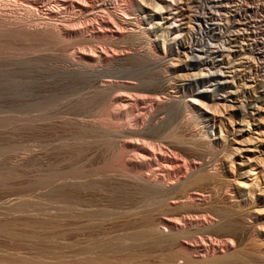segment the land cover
<instances>
[{
    "label": "rangeland",
    "instance_id": "obj_1",
    "mask_svg": "<svg viewBox=\"0 0 264 264\" xmlns=\"http://www.w3.org/2000/svg\"><path fill=\"white\" fill-rule=\"evenodd\" d=\"M11 1L16 2L15 5L17 8L20 7L21 9H24V5L26 7L28 6L25 3H20L19 1L18 3L17 0ZM38 1L40 3L43 2L42 6L44 8L43 11H40V14H44V16L45 14H49L51 9V11L54 10L55 12H58L59 9L57 10V8H62L60 15H57L59 19L55 18L56 15H48V18L58 19L57 22L61 21V24H64V21H69V18L63 19V16L70 15L68 17H72V20H79L84 22L85 24H93L96 28H99L101 32L105 31L104 33L107 35H110L109 32H114L112 30L117 29V31L122 32H119V34H121L122 36H125L128 33H135V35L137 36L138 28L136 26L134 27V25H127V20L129 22L133 21L134 14L130 13L129 10L131 5H141L142 2L141 6L143 7V9L147 10V12L149 11L150 13L151 9L152 11H154L153 7L156 6V4L161 0H144V4L143 0L141 2L139 0H119L116 5L114 4L116 11L119 13H123L124 15L126 14L125 17H127H122L123 20L120 19L119 22L117 20L114 21L113 19L106 18V16H108L107 9L105 13L104 7H102V5L100 4L101 0H78V2H74V6L69 2V0H52L53 2L51 0V2L47 0ZM79 1H83V4ZM102 1V3H104V1L107 2V0ZM217 1L215 2V0H172V8L170 9L171 14L169 13V15L173 16L174 18L172 17V20L169 21L175 20L174 25L176 27L174 29L180 27V29L182 30L181 31L179 29L180 32H178L180 36L182 34V36H179V39H177L178 48H174L173 45L171 46L169 44L162 49L160 47L162 38H159V36L157 37L156 33L151 32L148 34V37L150 38L146 37V40L145 38L141 40H136L138 41V43H136L135 41L136 37L132 36L131 38L124 39L123 41H118L119 44L115 46H108L102 42L95 44L91 47L90 45L87 46V44L74 43L73 45H70V48L68 47L66 51L59 50L60 46L58 48V46L52 45V48L51 45H49L48 47V44H42L41 42L28 41L27 39L26 41L22 37H9L6 35H0V264H118V262L119 264H167L171 261L177 264H184L185 257L183 258L184 255L181 252V250L183 251V249H181L182 245H190L193 249H195V252L198 251L200 253H194V251L192 252L193 254L191 253L193 256H189L191 257L189 259L190 264H264V214L262 212L264 209V0ZM77 3L79 5L81 3L82 9L77 7ZM258 5L260 6L259 11H255V7ZM31 8L34 9L32 6ZM74 8L77 11L73 10ZM63 9H67V11H64ZM19 12L23 15L25 14V16L31 15V13H29L30 15H28V13H24V11ZM89 12H91V15L89 14ZM83 13L87 16H84ZM73 14L75 17L79 14L80 17L77 16V18H75ZM162 15H165L161 16L163 17V20L169 18V15L167 13H164ZM102 21H105V23H102ZM124 21L126 22V24ZM214 21H217L220 25L222 24V31L221 29L215 30L214 26L212 25L215 23ZM75 25L76 23L74 22V25H72V27L75 28ZM99 26H101V28ZM68 28L70 29V26H68ZM109 28L111 29L109 30ZM121 28L123 30L125 29L124 34ZM233 30L236 33L233 32ZM169 31L171 30L168 29L165 31V33ZM218 31L223 35H221L222 37L220 36V33ZM239 36L241 37V39ZM156 37L160 39V41H157ZM229 41H231V44L229 43ZM139 44L142 46H138ZM150 45H153L154 48H156L155 51L157 59L159 58L158 61L161 60L159 62L158 68H153L152 66H149V64L145 63V61H139L138 59H136L127 62V66L124 70L125 73H127L129 76H133L142 80L144 84L146 83L147 85L145 88H147V86L150 87L156 82H158V75L159 79H167V81L171 79V86L166 90V94L167 92L168 94L162 95V97L160 95L161 100H164L165 97L169 98V96L173 95L181 96L183 93H185V91H183V87L185 90L186 87L190 88L191 86H194L193 84L184 86L181 84V81H183L182 77L185 74L192 75L198 72V70L195 69L194 64L196 61L195 58L199 56L203 58L208 56L207 58L215 61V63H218V65H220L219 67H221L220 70L222 72V76L221 79H219V82L220 84H222L217 87L218 93L221 95H225V92L227 91L237 90V95H234L233 93V95L227 97L229 102L218 100L208 101L207 99H202L198 97H186L187 101L190 98L197 99V101L199 100V102L202 101V103H204L205 105L207 104L206 106L204 105V107H208V109H204L203 106L197 104L194 106L197 108L194 110V113L188 115L187 111L186 115H183V117L181 118H177L176 116L174 117L172 115H167L165 112L159 115L158 118L161 117L160 119L167 122V129L173 131L172 133L174 135L177 134V137L180 136V139L183 138L186 142L190 143H195L196 139H199L198 141H196V150L198 148H201V152L198 151L199 149L197 151L199 154L202 153V155H199L197 151H193V153H190L189 158L195 163H202V169L205 172L209 174L216 173V175L214 174L216 176L215 180H213L210 184L206 186L189 188V193L193 190H196L198 194L200 193L202 195L201 196L199 194L198 197L201 201H199L197 197H195V199L197 200L193 199L194 201H196V203L193 201V205L190 208H181V206L178 210L173 211L169 210L170 208H167L165 210V207H168L165 204H162L164 207H161L159 203H156V205L154 204L155 207L158 205L161 207H156L157 209L159 208L158 210H162L163 208L162 214H157L153 216L152 220H134L129 222L128 226L125 227L127 230L124 229V234H122L121 236V240L124 239L123 241L125 242H121L120 244H118L113 249V251L112 249L107 251V248L105 247L104 249L100 247V250V248L95 245L105 240V238L107 237V226H105L102 230L95 229L96 231H92L85 229L82 223H79L81 220H75L73 218L70 219L69 216L65 217V214L64 216L62 215V217L60 216L61 219L55 218L49 221L43 218L41 215H39L41 217L38 216V212H40L39 209L41 205H38L37 201H39V203H44L43 205H46L49 202H55V200H58L59 197V200L63 199L60 201L67 200L64 201L66 203L71 201L75 202L77 201V199L80 198L82 193L80 194L79 192H82V189L78 186L68 185L66 183L64 185H59L60 187L62 186L61 188H59L58 185H54V187H52V185L50 186L49 184H51L50 181L52 180V175H55L56 177V174L58 175L60 172L66 173L67 170L71 171L72 168L75 167L76 163L79 162L78 160L82 157L83 153H81V155H79L80 153L75 154L76 152H67L68 154L55 153L54 155L53 153H44V155H42V153H36L37 156L34 155V153V157L33 155L31 156V153L28 151L31 149L30 146L32 143H39L37 140L41 142L44 141V138H47V141L48 138L49 140H54L57 138L55 133H57L58 136H61L65 135L66 133L68 134L69 132V134H71V132L72 134H77L78 132L77 129L72 125H68L69 127L67 126V129L65 127L66 124L60 123V120H57V122L59 123L53 120L56 124L54 125V122L52 120H47L48 122L46 120L43 122H37L38 120L35 118H37V114L38 116L40 114H43V112H45L46 114H52L55 110L59 108L77 104L78 102H80V99L90 90V87L87 86V84L68 76L65 70L66 67H64L66 66L63 60L64 53H67L64 56H79L81 55V52L85 55H88L91 53L93 54L94 51H97L101 52L103 55L107 53L108 55H106L110 57L114 55H120L124 52L132 53V51H141L143 49H146ZM223 45H225L226 48ZM36 49L38 50L36 51ZM224 49H228L226 50L227 52L224 51ZM32 50L35 51V53ZM219 50L224 52H221ZM39 52L40 56H37ZM51 52H56L58 54L55 53L54 56ZM164 56L165 58H163ZM59 57L62 58L60 59ZM185 57L187 59H191V65L187 68L186 71H181V63L184 61L183 59H186ZM56 63L59 67L56 65ZM203 67H205V69ZM200 68H203L201 70L202 72L209 71L207 69L208 66H201ZM164 70H166L168 73H166V71ZM210 71H213V69H210ZM185 77H187V79ZM185 77L184 81H186V83L189 80H192L193 78H189V75H185ZM231 81L232 83H230ZM87 89L89 90L87 91ZM120 92L122 94H125L122 91H118L117 93L120 95ZM126 94L132 95L136 93L129 92V94ZM31 95L34 96L33 101H31L33 104L29 102ZM69 99L71 101H69ZM92 104L93 103H89L84 107L86 115H91L93 113L94 105ZM188 104L190 105V103ZM116 106H113L114 110L124 109V107L119 104L117 105V103ZM258 106L261 109H259ZM205 110L207 113L205 112ZM252 112L255 114H253ZM199 114L202 115V118L199 117ZM31 116L34 117L32 118ZM30 118L34 119L35 121V123L32 121L33 125H31L32 122L30 123ZM49 121L53 124L49 123ZM124 121L126 120H123V122ZM69 129L71 131H69ZM64 131L66 132L64 133ZM212 132L216 133V139L209 141L213 138V136L211 135ZM31 138L37 140L31 142V140H33ZM151 139L149 140V138H141L140 140V138H137L133 139L132 141L129 140V142H135L136 140V142L132 144L135 145L138 143L137 145L146 146L147 143L151 141ZM243 139L244 141H242ZM248 139L251 140L252 145L250 144V142H248ZM154 141L155 143H160V145H162L165 151L167 150V155L175 154L174 150L169 147L166 144V141L162 138L158 137ZM235 141H237L238 143ZM202 142H204V144H202ZM200 143L202 147H199ZM245 143L247 144V146L245 145ZM146 147L148 148V146ZM233 147H237V152ZM128 150L130 153H128L129 155L134 154L133 152L131 153L132 148H129ZM241 150L244 152H242ZM231 153H238L236 162L237 164L244 163L245 165H248L243 169L242 167H239L237 165V176L234 181L230 178H226L223 173V166L226 161L224 160V158L226 159V157H228L227 159H229ZM246 153H248L249 156H246ZM87 154L88 153L84 154L86 156L83 157H91L93 155L90 153L89 154L91 156ZM68 155L70 156V158ZM78 155L79 158H77ZM26 156L29 158H27ZM99 156L98 158L97 156H94L95 158L92 159V161L96 160V158L98 159L94 161L96 166L94 164L93 165L95 167H99L97 166V161H101L100 163H102V158H100L101 156ZM60 157L64 160H59ZM243 158L245 161L243 160ZM252 158L254 159L248 161ZM28 160L30 161V163L28 162ZM56 160L59 161L60 164L59 162H56ZM184 160H186V158L180 160L179 165L181 167L184 166ZM48 161H50V164L48 163ZM73 161H76L74 162L75 165L73 164ZM55 162L59 166H62L61 162H64L65 164H67V162L71 164L72 162V165L70 166L67 164L69 166L67 167V169L65 168L66 166H64V164L62 166V168H64L63 171V169L60 168L61 166H57ZM157 163H160V165H158ZM157 163L156 164L159 167L162 165L163 167L165 166L164 168L170 167L169 169L171 170H168V168L167 170L170 172L172 171V167L166 162L164 163L159 161ZM54 165L55 169L53 168ZM86 165L87 164H85L84 166ZM49 166L53 169L49 168ZM85 168H87V166ZM215 168L218 170L217 172L216 170H213ZM250 169H252L253 171L252 174H255L253 176L251 175L252 181H248L246 183L243 179H241L240 174L243 171H248ZM48 170L52 171L53 173L49 172ZM191 170L193 169H190L188 171L189 174L191 173ZM55 171L60 172L56 173ZM217 174L219 175V180L217 178ZM253 177H256L254 178L256 180H254ZM242 182L248 184L249 189H244L243 187H241L239 183ZM49 189L53 190L49 192ZM62 192L65 193V195L63 194L64 196L62 195ZM240 192L242 193V196ZM245 192L248 193L245 194ZM126 194L127 193L125 192H117L113 196L114 199L118 198L121 200L122 197H127L128 194ZM39 196L41 198H39ZM28 198H32L33 200H35V205L39 206V209L37 210L38 214L35 213L37 214V217L34 214L31 215V213H29L30 202ZM150 198L151 197H149L148 195L140 196V199H149L148 201L152 200V198ZM227 198H233L234 200L238 201V206L233 208L231 205L226 203L225 199ZM182 199L184 200L186 198ZM186 204L191 203L186 202ZM62 205H64V203ZM160 216L170 220L175 225H180L184 227L183 232L180 234L178 233V235L174 231L170 233L168 229L163 228L166 234L169 233L167 238L168 240H170L166 241L167 238L157 237L159 239V241H157L158 239L156 238V236L154 234L151 235V233L147 231V228H155V224L158 223L157 218ZM182 216L189 217L190 221L184 222L182 220ZM160 239L164 240L162 241ZM65 242H69L70 244L68 243L67 245H64ZM227 242H230L232 244V250H235L238 254L235 251L228 253V251H224L223 249L225 253V255L224 253L223 255L225 257L212 260L213 253L211 251H209L208 253H205L203 251L204 246H209V250H211L212 245L218 244L217 246H224L227 244ZM122 243H124V245ZM125 244L127 245L125 246ZM199 244L200 251L198 249L196 250V245ZM85 245L87 246V248ZM127 246L129 249L126 248ZM132 248H134V250ZM234 253L237 254V257L231 258L230 256ZM173 254H175V256ZM194 254L196 256H194ZM204 254L205 256H203ZM179 256H181V258H179ZM179 259H181V261ZM191 260L193 261L192 263ZM212 261L215 262L213 263Z\"/></svg>",
    "mask_w": 264,
    "mask_h": 264
},
{
    "label": "bare ground",
    "instance_id": "obj_2",
    "mask_svg": "<svg viewBox=\"0 0 264 264\" xmlns=\"http://www.w3.org/2000/svg\"><path fill=\"white\" fill-rule=\"evenodd\" d=\"M13 1H16V0H13ZM18 1L20 3L21 2L25 3L28 6L26 7L24 5V7H23L24 9H21L19 7L20 5L18 6L19 8L16 7V5H15L16 2H12L11 0H0V35H6L9 37H22L25 40L27 39L28 41H34V42L37 41V42H41L42 44L43 43L48 44V47H49V45H51V47H52V45H55V46H58V48L60 46L59 50L66 51L68 49V47L70 45H73L74 43L87 44V46L90 45V47H91V46H94L95 44H98L101 42L105 43L108 46H115V45L119 44L118 41H121V40L123 41L124 39L131 38L132 36L136 37L135 41L141 40L144 38L146 40V37H148V34L151 32V33H156L157 37L159 36V38H162L161 39L162 42L160 45V47L162 49L165 48L169 44L171 46L173 45L174 48H178L177 39H179L178 37L180 36L178 34V32H180L179 31L180 27L174 29L176 27L174 25L175 20L169 21V20H172V17H173V16L169 15L170 9L172 8V6H171V4L173 3L172 0H161L160 2H158L156 4V6L153 7L154 11H152V9H151L150 13H149V11L147 12V10H144L143 7L141 6L142 0H139L141 2V5L140 4H137L135 6L131 5L129 10H130V13L134 14V16H133V21L129 22L127 20V25L128 24L134 25V27L136 26L138 28L137 36L135 35V33L134 34L128 33L127 35L122 36L121 34H119V32L120 33H122V32L117 31L116 28H115L116 30H112L114 32H109V30L111 29V28H109L108 32L110 35H107L104 33L105 31L101 32L100 29L96 28L95 25H93V24H89V23L85 24L84 22L79 21V20H72L71 19L72 17L71 18L68 17L70 15H66V16L64 15L65 17L63 16V19L69 18V21H64V22L62 21L64 24H61L60 23L61 21L60 22H57V21L59 19L58 16L60 15L62 8H57V10L59 9L58 12H55L54 10L51 11L52 10L51 9L49 14H45V16L47 17L46 18L44 16V14L43 15L40 14V11H43V8H44L42 6L43 2L40 3L38 0H17V2ZM47 1H50V0H47ZM64 1H66V0H64ZM118 1L119 0H112V1L107 0V2L104 1V3H102L103 1L101 0L100 4L102 5V7H104L105 13H106V9H107V15H108V16H106L107 19H113L114 21L117 20L119 22L120 19L123 20L122 17L127 18V17H125L126 14L124 15L123 13H119L116 11L114 4L116 5V3ZM216 1L217 0H215V2ZM69 2L73 5L74 2H78V0L77 1L69 0ZM79 2H82V4H83V1H79ZM144 3L145 2L143 0V4ZM217 3H218V1H217ZM76 5L78 8L82 9L81 3H80V5L78 3ZM112 5L114 8L112 7ZM31 6L34 9H32ZM86 7H87V5H86ZM144 7H145V5H144ZM259 7H260L259 5L256 6L255 11H257V10L259 11V9H260ZM71 8H72V6H71ZM155 9H156V11H155ZM73 10H75V8ZM92 10H93V6H92ZM19 11H24V13H28V15H30L29 13H31V15L25 16V14L23 15ZM64 11H67V9ZM75 11H77V10H75ZM72 13H73V11H72ZM105 13H103V14H105ZM164 13H167L169 15V18H166L163 20V17H161V16H165V15H162ZM89 14L91 15V12H89ZM48 15H52V16L56 15L55 18H58V19L48 18ZM219 15H221V14H219ZM73 16H74V14H73ZM77 16L80 17L79 14ZM77 16L76 17L74 16V17L77 18ZM84 16H87V15L84 14ZM95 17H96V15H95ZM101 19H103V18H101ZM74 22L76 23L75 28L72 27V25H74ZM102 23H105V21L104 22L102 21ZM217 23L218 22L216 21L214 24H212L214 26L215 30H219L222 28L221 27L222 24L220 25L219 23L218 24ZM125 24H126V22H125ZM68 26H70V29L68 28ZM99 27L101 28V26H99ZM119 27H121V26H119ZM181 28H183V27H181ZM168 29H170L171 31L165 33V31ZM96 31H98V32H96ZM221 31H222V29H221ZM115 32H117V33H115ZM233 32H235V31L233 30ZM124 33H125V29L123 30V34ZM230 33H232V32H230ZM233 34H232V36H233ZM221 35L222 34L220 33V36ZM237 35H238V33H237ZM153 36H154V34H153ZM181 36H182V34H181ZM239 37H238V39H239ZM148 38H150V37H148ZM240 39H241V37H240ZM157 41H160V39L157 38ZM224 42H225V40H224ZM230 42L231 41H229V43ZM136 43H138V41H136ZM29 44H31V43H29ZM222 44H221V46H222ZM241 45H243V44H241ZM138 46H142V45L139 44ZM223 46L225 47V45H223ZM45 47H47V46H45ZM33 48H35V47H33ZM228 48H230V47H228ZM37 50L38 49H36V51ZM48 50H49V48H48ZM155 50H156V48H154L153 45H150L146 49H143L141 51H139V50L138 51H132V53L129 52L130 54L128 52H124L120 55H116V56L114 55V56H110V57L107 56L108 55L107 53H106L107 55L106 54L103 55L101 52H97V51H94L93 54L91 53L88 55L87 54L85 55L81 52V55H79V56H74V55L64 56L65 54H67V53H64L63 54V60L66 64V66H64V67H66V69L63 66L62 67L66 70L68 76L75 78L76 80H80L81 82L87 84V86L90 87V90L87 89V91L89 90L88 93L85 91L87 94H85L80 99V102H78L77 104L59 108V109L55 110L52 114L51 113L46 114L45 112H43V114H40L39 116L37 114V116H36L37 118H35V119L38 120V121L36 120L37 122H39V121L43 122L45 120L46 121L47 120H52V121L55 120L57 122V120L58 121L60 120V123L66 124L65 125L66 128L68 125H70V126L72 125L73 127H75L77 129L78 132L76 131L77 134H74V133L72 134V132H71V134H69L70 133L69 131H71L69 129V131H67L69 133L68 134L66 133L65 135H61V136L59 135L58 136L57 133H55L57 136V138L55 137L56 139L49 140V138H48V141H47V138H44L43 139L44 141L42 140L43 142L36 139L39 142V143L37 142L38 144H36V142L34 144L33 143L31 144V142L32 141L34 142V140H35L34 138H31V139H33L30 142L31 146L28 144L31 148L28 151L31 153V156L34 153H35L34 155H36V153H42V155H44V153H53V155L55 153H58V154L59 153L60 154L65 153L66 154L67 152L68 153L69 152H76L75 154L80 153L79 155H81V153H83L82 157L80 158L81 160L77 159L79 162L76 163V165L74 163L76 161H73V164L75 165V167H73L72 170L70 168L71 171L67 170L66 173L57 171V172H60L61 174L60 173L58 175L56 174V177H55V175H52V180L50 181L51 184H49L50 186L52 185V187H54V185L59 186V185H64L66 183L68 185L78 186L82 189V190L80 189L82 192H79L80 194L82 193L80 198L77 199V201H75V202L71 201V202L66 203L64 201H67V200L60 201L63 199L59 200V198H60L59 197L58 200H55V202L54 201H53V203L49 202L50 204L48 203L46 205H43L44 203H41V202L39 203V201H37L38 205L42 206V207L40 206V209H39L38 205H35V203H36L35 200H33L32 198H30V199L28 198L29 202H30V206H29L30 212L29 213H31V215L34 214L35 216L39 213L38 216L41 215L43 218H45L48 221L55 219V218L61 219L62 215L64 216V214H65V217L69 216L70 219L73 218L75 220H77V219L81 220L80 222L79 221L78 222L82 223V225L85 227V229L92 230V231L93 230L96 231L95 229L102 230V229H104L105 226H107V237L105 238V240L106 239L107 240L106 241L103 240V241L99 242L97 245H95V246H98L99 248L101 247L103 249L105 247V248H107V251H109L111 249L113 251V249L118 244H120L121 242H125V241H123L124 239L121 240V236H122V234H124V229H126L125 227L128 226L129 222L134 221V220H152L153 216H155L157 214H162L163 208H162V210H158L159 208L157 209L156 207H158L159 205L155 207L154 204L156 205V203H159L161 205V207L163 206L162 204H165L168 206V207H165V210L167 208H170L169 210H173V211L178 210L181 206H182L181 208H184V207L190 208L193 205L192 202L194 200H197V199H195V197L198 198L200 193L198 194L196 192V190H193L192 192L189 193V191H188L189 188L190 187L194 188V187L206 186V185L210 184L213 180H215L216 173H214L215 174L214 175V174H209V173L205 172L202 169V163H195L189 158V155L191 152L193 153V151L195 152L199 149L198 148L196 150V143H197L196 141H198L199 139L198 140L196 139L195 143L186 142L183 138L180 139V136L177 137L176 136L177 134L174 135L172 133L173 131L167 129V122L160 119L161 117L158 118L159 115L161 113L165 112L167 115H172L174 117L176 116L177 118H181V117H183V115H186L187 111H188V115H191L192 113H194L195 112L194 110L197 109L196 107H194L195 105L198 104V105L203 106V107L205 105L204 103H202V101L201 102H199V100L197 101V99L190 98L187 101L186 97H198V98H202V99H207L208 101L209 100L210 101H215V100L217 101L218 100V101L226 102V101H228L227 97H230V95H233V93H234V95L235 94L237 95V93H236L237 90L236 91H227V92H225V95H221L218 93L217 87L222 84V83L220 84V82H219V79H221V76H222L221 75L222 72L220 70L221 67H219L220 65H218V63H215V61L207 58L208 56H206L204 58L199 56V57L195 58L196 61L194 64L195 69H197L198 72H196L192 75L191 74H185L186 76L189 75V78L193 77L192 80H189V81L187 80L188 81L187 83H186V81H184L185 75L182 77L183 81H181V84L184 86H187L190 84H193L194 86L193 87L191 86L192 88L186 87L185 90L183 87V91H185V93H183L181 96H174L173 95V96H169V98L163 97L164 100H161L160 98L162 97V95H165L166 90L168 88H170V86H171V83H170L171 79L168 81H167V79L166 80H163L162 78L159 79V75H158V82H156L154 85H152L150 87L147 86V88H145L147 85L146 83L144 84V82L142 80L135 78L133 76H129L127 73H125V70H124L127 66V62H129L130 60H136V59H138L139 61H145V63L149 64V66H152L153 68H158L159 62L161 60L158 61L159 58L157 59ZM226 50H228V49H226ZM226 50L224 49V51H226ZM219 51H221V50H219ZM224 51H221V52H224ZM33 52L35 53V51H33ZM51 53H53V52H51ZM55 53H53V55ZM56 54H58V53H56ZM228 54H230V53H228ZM37 56H40V52H39V54H37ZM41 56H42V54H41ZM165 56H166V53H165ZM165 56L163 58H165ZM59 58L61 59L62 57H59ZM169 60H170V58H169ZM183 60L184 61L181 63L180 70L186 71L187 68L191 65L190 64L191 59L186 58ZM40 63H42V62H40ZM48 64H51V63H48ZM59 64H61V63H59ZM165 64H167V63H165ZM56 65H57V63H56ZM201 66H208L207 69L209 71L202 72L201 70L203 68L205 69V67L200 68ZM60 68H61V66H60ZM210 69H213V71H210ZM166 70H168V69H166ZM166 70H164V71H166ZM166 73H168V72L166 71ZM160 74H161V72H160ZM185 78L187 79V77H185ZM230 83H232V81ZM118 91H122L125 94H122L120 92L121 94L119 95L117 93ZM129 92H133L136 94L127 95L126 93L129 94ZM167 94H168V92H167ZM114 95H118V96H114ZM160 95H161V97H160ZM33 99H34V96L31 95L29 102L33 101ZM65 101H67V100H65ZM69 101H71V100L69 99ZM68 103H70V102H68ZM89 103H93L92 105H94V111L92 109L93 113L91 115H86V113L84 111L85 110L84 107ZM116 103H117V105L119 104L122 107H124V109L122 108L123 110H121V109L120 110H117V109L114 110L113 106H116ZM188 103H190V105ZM31 104H33V103L31 102ZM61 104H62V102H61ZM233 106H232V108H233ZM205 108L208 109V107H204V109ZM55 109H56V107H55ZM259 109H261V108L259 107ZM205 112H206V110H205ZM253 114H255V113H253ZM199 117L202 118V115L199 114ZM32 118H30V120H31L30 123L32 121L35 123L34 119H32ZM163 119H164V117H163ZM61 120H62V122H61ZM123 120H126V121L123 122ZM55 121H53L54 125H56ZM178 121H180V120H178ZM178 121H177V123H178ZM33 122L31 123V125H33ZM49 123L53 124L50 121H49ZM57 123H59V122H57ZM65 132L66 131H64V133ZM175 133H177V132H175ZM211 135L213 136V138L210 139L209 141L216 139V133L215 132H212ZM158 137L165 140L166 144L174 150L175 154L167 155V153H168L167 150L165 151V149L162 147V145H160V143H155L154 140ZM39 138H41V137H39ZM137 138H140V140H141V138H149V140L151 138L152 139L150 142L147 141L148 142L146 145V146H148V148H147L146 146H143V145H137L138 143L135 145L132 144V143H135L136 140H135V142H129V140L132 141L133 139H137ZM202 139H203V137H202ZM248 140H249L248 142H250V144H251V140L250 139H248ZM242 141H244V139ZM235 142H237V141H235ZM248 142H247V144H248ZM202 144H204V142H202ZM247 144L245 143L246 146H247ZM200 146H201V143H200L199 147ZM34 147H35V149H34ZM129 148H132L131 153L133 152L134 154L129 155L130 154L129 150H128ZM233 148H235V147H233ZM236 148H235V151L237 152L238 149H236ZM200 150H201V148L198 151H200ZM198 151H197V153H198ZM171 152H172V150H171ZM242 152H244V151H242ZM86 153H88L87 155H90V154H93V155L92 156L90 155L91 157L88 156L89 158L83 157V156H86V155H84ZM65 154H64V156H65ZM200 154L202 155V153H200ZM237 154L238 153H231V156L229 159H227L228 157H226V159L224 158V160H226L224 163V166H223L224 176L226 178H230L233 181L235 180V178L237 176L236 169L238 168V166L242 167V169L245 168L246 166H248V165H245L244 163H238V164L236 163L237 162ZM34 155H33V157H34ZM79 155L77 158H79ZM75 156H77V155H75ZM94 156H97V158H98V156L100 158H102L101 159L102 163H100L101 161H99V162L97 161V163H98L97 166H99V167H95L96 165H95L94 161L98 160L97 158H96V160L92 161V159L95 158ZM246 156H249V154L246 153ZM220 157H222V156H220ZM27 158H29V157H27ZM69 158H70V156H69ZM183 158H186V160L183 161L184 166L181 164L183 166V167H181L179 164H180V160ZM61 159L62 158L60 157L59 160H61ZM253 159L254 158L249 159L248 161L253 160ZM47 160H48V158H47ZM62 160H64V159H62ZM243 160H244V158H243ZM65 161H66V159H65ZM159 161L164 162V163L166 162L168 165H170L172 167V171L171 172L168 171V170H171V169H169L170 167H167L168 170H167V168H164L165 166L163 167V165L159 167L158 165H160V163L159 164L157 163ZM28 162L30 163L29 160H28ZM53 162H54V160H53ZM56 162H59V161L56 160ZM48 163L50 164V161H48ZM221 163H223V162H221ZM59 164H60V162H59ZM61 164L63 166L65 163L61 162ZM67 164L71 166L72 162H71V164H69L67 162ZM67 164L64 165V166H66L65 168L69 167ZM85 164H87L86 165L87 168H85L86 167V166H84ZM57 166H59V165L57 164ZM62 166L60 168L63 169V171H64V168H62ZM47 167H48V165H47ZM49 168H51V167L49 166ZM53 168L55 169V165ZM53 168H51V169H53ZM190 169H193V170H191L190 171L191 173L189 174L188 171ZM57 170H58V168H57ZM213 170H216V172L218 171L216 168ZM48 171L52 172L50 170H48ZM46 173H47V171H46ZM252 173H253L252 169H250L248 171L246 170L240 174V177H241V179H243L247 183L248 181L249 182L252 181L251 175L253 176L255 174V173L254 174H252ZM53 177H55V178H53ZM217 178L219 180V175ZM254 178H256V177H253V179ZM254 180H256V179H254ZM215 182H213V183H215ZM245 182L239 183L240 186L243 187L244 189L249 187L248 184H246ZM61 187L59 186V188H61ZM211 187H213V186H211ZM44 190H47V189H44ZM52 190L49 189V192ZM69 190H70V188H69ZM201 190H202V188H201ZM207 190H208V188H207ZM59 191H61V190H59ZM74 191H76V190H74ZM212 191H213V189H212ZM117 192H125L129 196L126 194L127 197L121 196L122 197L121 200L118 198L114 199L113 195L116 194ZM75 193H73V194H75ZM247 193L245 192V194H247ZM46 194H44V195H46ZM63 194L65 195V193L62 192V195ZM42 195H43V193H42ZM118 195H119V193H118ZM120 195H122V194H120ZM143 195H148L149 197L152 198V200L148 201L149 199L148 200L140 199V196H143ZM241 196H242V193H241ZM39 198H41V197L39 196ZM182 198H186V199L183 200ZM253 198H255V197H253ZM66 199H67V197H66ZM172 200H174V201H172ZM198 200H199V198H198ZM34 201H35V203H34ZM199 201H201V200H199ZM186 202L191 203V204H186ZM194 202L196 203V201H194ZM225 202L228 203L229 205H231L233 208L238 206V203H239L238 201L234 200L233 198H227V199H225ZM253 202H255V201H253ZM63 203H64V205H62ZM120 205H122V206H120ZM217 205H219V204H217ZM217 205H216V208H217ZM36 206H38V207H36ZM38 209L40 212L37 213ZM259 212H260V210H259ZM262 212L264 214V209ZM35 213H37V214H35ZM28 216H29V214H28ZM41 216H39V217H41ZM157 219H158V223L155 224V228L150 229L148 227L149 230L147 228V231H149L151 233V235L154 234L156 236V238L157 237L167 238L169 233L166 234L164 232L163 228L168 229L170 231V233L172 231H174L176 234H178V233L180 234L183 232L184 227H182L180 225H175L170 220L165 219L164 217H161V216L158 217ZM182 220L184 222H186V221H190V218L185 216V217H183ZM140 223H141V221H140ZM205 225H206V221H205ZM187 227H189V226H187ZM204 227H207V226H204ZM201 230H202V228H201ZM128 234H129V232H128ZM128 234H127V236H128ZM136 234H137V232H136ZM91 240H94V239H91ZM160 240H162V239H160ZM169 240L167 238L166 241H169ZM157 241H159V239ZM127 242H130V241H127ZM68 243L65 242L64 245H67ZM80 244H81V242H80ZM85 244H86V242H85ZM122 244L124 245V243H122ZM126 245L127 244H125V246ZM217 245L218 244L212 245L211 250H209L210 249L209 246L203 247V251L205 253H208L209 251H211L213 253L212 254L213 255L212 260H216L217 258L225 257L224 251H228V253L235 251V250H232L233 246L230 242L229 243L227 242V244L224 246H222V245L217 246ZM199 246H200V244L196 245V250L198 249L200 251ZM86 248H87V246H86ZM101 248H100V250H101ZM126 248H128V246ZM132 249L134 250V248H132ZM181 249H183V251L181 250V252L184 255L183 258L185 257L184 258V261H185L184 264H190L189 259L191 257H189V256L193 254L192 252L195 249H193L190 245L189 246L182 245ZM223 249H224V251H223ZM178 251H180V250H178ZM197 252L198 251H196V252L194 251V253H197ZM223 253H224V255H223ZM237 254L234 253L230 257L231 258L237 257ZM173 255L175 256V254H173ZM194 256H196V255L194 254ZM203 256H205V254ZM238 256H240V255H238ZM197 257H199V256H197ZM179 258H181V256H179ZM170 259H172V258H170ZM192 259H193V257H192ZM179 260L181 261V259H179ZM208 261H210V260H208ZM175 262H176V260H175ZM192 262L193 261L191 260V263ZM197 262H198V260H197ZM212 262L214 263L215 261H212ZM222 262H224V261H222ZM118 264H119V262H118ZM167 264H177V263H173L171 261L170 263H167ZM181 264H183V263H181Z\"/></svg>",
    "mask_w": 264,
    "mask_h": 264
}]
</instances>
